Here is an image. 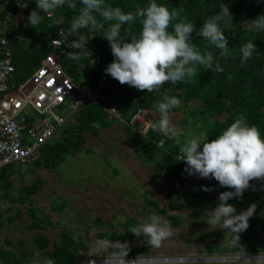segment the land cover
Returning <instances> with one entry per match:
<instances>
[{"label": "trees", "instance_id": "1", "mask_svg": "<svg viewBox=\"0 0 264 264\" xmlns=\"http://www.w3.org/2000/svg\"><path fill=\"white\" fill-rule=\"evenodd\" d=\"M148 0H105V3L112 7H120L124 12H133L138 7L146 6ZM229 7L233 16L231 22L222 23V29L228 40L229 55L220 59V66L223 71L214 73L205 70L202 66H196V75L186 83L171 85L165 83L158 90L152 93L138 92L127 84L121 85L118 81L110 79L105 87L104 94L107 102H115L119 105V113L129 119L137 113L144 115L149 121V128L146 138L137 135L130 128L118 124L119 138L124 141L133 153L134 157L144 162H151L160 156L171 162V170L167 171L162 165L152 167L151 180H162L165 189V206L154 203L155 208H160L161 213L166 216V221L171 228H179L183 221L179 216L169 215L168 212L180 213L189 210L195 202H203L208 199L209 190L193 194L194 200L186 190L189 185H195L192 178L197 182L203 180L196 176H189L185 173V163L178 160L179 146L189 136H199L201 133L211 141L226 129L237 117H242L248 125L256 126L261 136L264 137V33H257L251 27L249 21L264 14V2L260 0H157L158 4L168 7L169 10L176 8L177 17L169 24V31L173 23L189 21L194 26L193 44L203 54L211 52L214 58L218 51L210 46L200 37L195 36V30L199 29L202 23L211 15L219 13V3ZM23 10L29 14L36 10L34 3H29L27 8L17 7L15 0H0V14L12 12L17 14ZM43 15V13H39ZM53 16L45 15L40 25L31 28L27 25L16 24L11 21V30L6 33L13 53V62L16 68L15 81L21 83L29 79L38 69L41 59L50 54V40L56 29V20L63 19V27H67L77 10L66 7L59 8L52 12ZM140 24L137 20L122 26L121 39L127 41L132 35H138ZM101 32L90 33L86 48L101 57V67H106L112 62L113 57L108 42L103 39ZM252 40L256 51L252 57L244 63H239V47L246 41ZM72 63L75 61L69 60ZM85 71L78 65H72L69 73L78 81L86 84L92 89L97 86L100 77L99 72L91 67L89 58L80 59ZM176 96L180 104L169 111L170 123L176 128V136H165L153 130L152 123L159 119V113L155 111L154 105L161 101L164 96ZM142 109V111H141ZM113 123V125H112ZM116 123V121H115ZM114 121L109 120L107 114L96 106H87L73 117L72 123L64 126L39 153L38 159L33 163L35 170L43 169L52 172L70 156L80 153L87 138L99 136L102 130L112 129ZM112 127V128H111ZM59 136L57 137V135ZM162 146L159 147V144ZM13 165L4 168L0 172V189L3 188L6 198H9V190L12 182L6 176V171ZM165 170V171H164ZM213 182V180L209 181ZM42 179L37 177L30 186H23L17 199H10L12 203L26 205L31 202V197L41 190ZM196 186V185H195ZM230 190L220 188L219 194ZM1 191V190H0ZM250 195L255 190L250 181L247 189ZM211 194V193H210ZM189 195V196H188ZM212 198L216 192H212ZM188 196V199H187ZM186 200L190 203L187 206ZM231 204V201H228ZM232 205V204H231ZM260 207L261 203L256 204ZM30 224V230L37 232L42 225L36 216ZM141 223L139 220L129 218L122 226L124 233L113 236L114 241L127 242L130 245L138 237L128 232V228ZM248 228L240 236L248 239L250 234L255 235L257 229L264 230V214L257 209L254 215L248 220ZM251 229L254 231L251 232ZM231 238V236H230ZM232 239V238H231ZM36 249L46 258H53L55 264H78L79 257L87 248L77 241L70 231L62 230L60 240L52 241L43 233H36L33 238ZM8 247L14 245L25 246L24 241L13 243L6 241ZM237 253L239 251L249 254L252 252H264V247L241 245L239 248L224 250V252ZM149 254L147 249L137 251L127 250V256ZM0 259L3 264H24V261L9 249L0 250Z\"/></svg>", "mask_w": 264, "mask_h": 264}, {"label": "clouds", "instance_id": "2", "mask_svg": "<svg viewBox=\"0 0 264 264\" xmlns=\"http://www.w3.org/2000/svg\"><path fill=\"white\" fill-rule=\"evenodd\" d=\"M15 3L20 9L27 8L29 3L35 4L36 10H32L26 18L28 26L33 29L40 25L45 15L59 8L77 10L67 27L58 28L60 39L51 42L69 44L74 50L67 53L69 60L88 59L92 55L86 48L88 40L92 38L89 34L101 32L100 36L108 42L113 57L104 69L105 74L138 92L152 93L166 82L171 85L186 83L196 75L197 65L220 73L223 68L219 61L229 55L228 40L221 25L225 21L231 22L233 16L229 7L222 2L218 5L219 13L209 16L195 30L196 37L202 38L218 51L215 58L211 52L201 54L193 44L191 34L194 26L191 22L173 23L169 31V24L178 15L177 10H169L158 4L157 0H148L146 6L136 8L134 13L112 7L105 0H15ZM134 20L140 24L139 34L132 35L126 42L121 39L122 26ZM249 23L254 31L264 33V14ZM70 38L74 39L69 42ZM238 51L239 63L243 66L256 51V46L252 40H248ZM179 104L176 96L167 95L156 102L154 109L159 113V119L152 123L153 130L165 136H176L178 133L170 123L169 111ZM179 153L187 175L215 180L220 187L230 189L218 195L216 207L205 210L204 216L210 227L226 230L234 244L238 245L239 234L248 228V220L254 215L256 205L252 204L236 214V209L228 201L234 198L239 201L250 187V181L264 182V137L259 129L248 125L242 117H237L211 141L202 133L189 136L180 144ZM128 232L142 237L153 248H159L172 234L170 224L162 222L155 213L129 227ZM95 244L97 252L111 251L114 264H124L127 242L97 239ZM41 264H55V260L46 258ZM87 264H94V261L89 260ZM129 264H137V260Z\"/></svg>", "mask_w": 264, "mask_h": 264}, {"label": "rangeland", "instance_id": "3", "mask_svg": "<svg viewBox=\"0 0 264 264\" xmlns=\"http://www.w3.org/2000/svg\"><path fill=\"white\" fill-rule=\"evenodd\" d=\"M28 15L19 10L12 20L16 24L27 25ZM10 30L9 25L7 32ZM118 124L119 121H114L112 129L102 130L97 134L98 137L87 138L80 153L68 157L52 172L35 170L33 164H14L6 171L12 188L9 198L5 197L3 188L0 189V250L14 251L24 264H41L44 257L36 249L34 235L43 233L52 241H57L60 240V232L67 230L87 248L79 257L78 264H87L89 260L98 261L96 264H111L104 263L114 260L111 251H96L97 239L113 240V236L124 233L122 223L129 218L143 222L155 213L162 222L166 221L160 208L153 206L154 203L165 206L166 194L162 180H151L150 174L152 167L157 165H162L166 172L170 171L171 162L161 156L151 162L135 158L127 144L120 140ZM37 177L42 179L41 190L31 197V202L22 205L10 201L17 199L20 189L30 186ZM197 180L192 178L196 186L186 187L191 199L195 198L193 194L204 189L209 190L208 199L201 203L196 201L189 210L180 213L168 212L169 215L179 216L183 224L179 228H171V236L159 248L147 245L142 237H138L128 245L126 251L147 249L150 253H136L124 258L163 259L167 262L165 264H170L169 260L177 257L185 260L180 262L182 264H264V252H224L230 250L228 247L239 248L245 244L264 247V230L257 229L256 234H250L248 239L240 236L238 246L226 230L210 227L204 212L216 207L221 187L215 180L210 184L209 179ZM251 183L256 194L251 196L245 190L239 201L235 198L230 200L236 214L258 203L261 206H256V209L264 214V182L252 180ZM212 192H216L217 196L212 198ZM258 193L262 199L258 198ZM186 203L190 205L188 200ZM33 216L38 221L42 220L37 232L30 230ZM7 240L13 243L24 241L25 246L8 247ZM162 253L168 255L146 258L150 254ZM0 264H3L1 259Z\"/></svg>", "mask_w": 264, "mask_h": 264}, {"label": "built area", "instance_id": "4", "mask_svg": "<svg viewBox=\"0 0 264 264\" xmlns=\"http://www.w3.org/2000/svg\"><path fill=\"white\" fill-rule=\"evenodd\" d=\"M13 16L10 11L0 14V172L14 164L32 165L60 129L83 108L91 105L103 110L109 120L119 121L146 138L150 121L144 115L137 113L125 119L119 113L117 103L107 102L104 87L112 78L105 74L106 67L100 66L99 55L92 53L89 57L91 67L101 73L95 89L69 73L72 65L85 69L80 59L74 63L68 61L67 53L74 51L69 44L51 42L60 39L57 30L63 27L62 18L56 20V29L49 44L50 54L41 59L37 71L29 79L17 83L13 53L6 37ZM52 16V13L48 14V17ZM71 39L74 38L69 42ZM161 146L162 143L159 144ZM136 260L137 264L159 262L158 259L124 258V264ZM104 263L114 264V260Z\"/></svg>", "mask_w": 264, "mask_h": 264}, {"label": "crops", "instance_id": "5", "mask_svg": "<svg viewBox=\"0 0 264 264\" xmlns=\"http://www.w3.org/2000/svg\"><path fill=\"white\" fill-rule=\"evenodd\" d=\"M73 120V119H72ZM72 120H70L69 122H67L64 126H67V125H69V124H71L72 123ZM63 126V127H64ZM253 187H254V185H253ZM255 188V187H254ZM250 193V192H249ZM251 196H253V195H251ZM258 198L259 199H262V197L260 196V194L258 193ZM257 198V199H258ZM258 199V202H260V200ZM262 214V213H261ZM228 249H235V247H233V248H231V247H228ZM168 254H166V253H162V254H150V255H148V257H146V258H161V257H164V256H167ZM159 256V257H158ZM174 256H178L177 254H175ZM178 258V257H177ZM177 258H174L171 262H170V264H182V263H180L181 261L183 262V261H185V260H183V259H177ZM160 262H158V263H156V264H165V263H167L166 261H163V259H158ZM147 264V263H146ZM151 264V263H150ZM154 264V263H153Z\"/></svg>", "mask_w": 264, "mask_h": 264}, {"label": "water", "instance_id": "6", "mask_svg": "<svg viewBox=\"0 0 264 264\" xmlns=\"http://www.w3.org/2000/svg\"><path fill=\"white\" fill-rule=\"evenodd\" d=\"M201 261V260H200Z\"/></svg>", "mask_w": 264, "mask_h": 264}]
</instances>
